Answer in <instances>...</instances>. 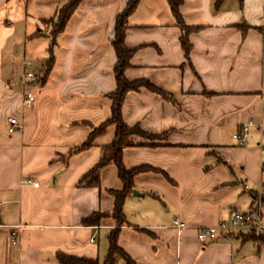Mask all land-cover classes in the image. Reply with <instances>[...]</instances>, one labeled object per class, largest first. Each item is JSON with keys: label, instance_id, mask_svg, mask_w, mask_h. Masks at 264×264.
Returning a JSON list of instances; mask_svg holds the SVG:
<instances>
[{"label": "crops", "instance_id": "1", "mask_svg": "<svg viewBox=\"0 0 264 264\" xmlns=\"http://www.w3.org/2000/svg\"><path fill=\"white\" fill-rule=\"evenodd\" d=\"M68 1L0 0V264H58V252L103 262L117 226L112 216L85 219L113 212L111 191L123 189L118 168H103L100 186L80 184L115 126L90 148L71 151L111 117L112 42L130 0H83L56 36L47 79L33 88L35 104L23 105L28 41L48 42L38 73L50 58L47 23ZM181 14L192 28L189 54L167 0H140L127 19L125 43L134 50L127 79L150 81L170 98L146 87L126 94L125 122L155 138L134 135L124 150L127 169L151 170L135 177L140 194L125 199L118 241L135 264H264V242L250 232L198 237L200 227L235 210L264 217L257 200L264 193L262 131L253 128L242 146L233 138L250 120L264 128V0H182ZM18 35L25 41L12 53ZM14 117L20 127L11 134Z\"/></svg>", "mask_w": 264, "mask_h": 264}, {"label": "trees", "instance_id": "2", "mask_svg": "<svg viewBox=\"0 0 264 264\" xmlns=\"http://www.w3.org/2000/svg\"><path fill=\"white\" fill-rule=\"evenodd\" d=\"M82 1L83 0H69L58 9L56 16L47 23V27L50 30L51 36L53 37L52 45L50 46V58L40 68L38 72L39 77L35 81V85H43L45 83L48 72L54 61L53 49L56 44V36L64 30L68 21ZM167 1L170 4L172 12L182 28V45L186 54H189L191 46L189 43L188 34L192 28L184 25L182 21V0ZM139 2L140 0H130L124 11L120 13L116 19V34L112 44L117 57L114 67L117 88L109 95L112 100L111 117L101 125L94 127L87 140L71 151L72 153H75L90 148L95 144L97 137L105 132V130L110 125L115 126L114 138L112 142L102 147V154L99 162L86 176L82 178L80 184L85 186H100V173L102 169L108 165H115L118 168L119 177L123 182V189L111 191L115 196V207L113 212L111 214L95 213L85 219L86 223L97 224L102 218L112 216L117 221V226L108 235L109 249L103 262L88 257L58 252L56 255L58 264H117L118 261L122 259L125 260L127 264H135V261L120 246L118 238L121 226L126 223V216L123 209L124 202L126 197L135 191V177L140 172L151 170V167L142 165L132 169H127L123 161V154L127 147L134 145L132 136L140 135L152 139L155 138V136L142 130L139 125H128L123 118L122 107L126 94L130 91L139 90L142 87H146L149 90L158 92L163 96L170 98L168 93L161 90L150 81H130L125 75L126 69L131 66V58L134 54V50L128 48L125 43L127 19L135 10ZM257 200L261 205H264V193L259 195ZM250 235L260 242H264V235H257L255 232H250Z\"/></svg>", "mask_w": 264, "mask_h": 264}, {"label": "built area", "instance_id": "3", "mask_svg": "<svg viewBox=\"0 0 264 264\" xmlns=\"http://www.w3.org/2000/svg\"><path fill=\"white\" fill-rule=\"evenodd\" d=\"M31 65L30 61L24 62V75H23V105L25 107H32L36 102V93L34 91L35 81L38 79L39 74L36 71H28V67ZM20 127L19 120L17 118H11L8 124V132L14 133ZM253 128H259L262 131L261 139L259 140V146L264 152V128L262 124L256 123L254 120H250L243 123L239 129L233 134V138L238 145H246L248 139L252 135ZM26 184H30L34 187L39 186L38 181L28 179ZM4 203L0 201V206ZM175 224L179 229H184L185 224L179 219L175 220ZM255 232L257 235H264V217L259 212H242L235 210L231 213L229 219L221 220L218 224L213 226H202L198 230V237L201 241H208L215 238L219 233H232V232ZM13 239L16 241V234L13 233ZM96 234L91 238V242H96Z\"/></svg>", "mask_w": 264, "mask_h": 264}, {"label": "rangeland", "instance_id": "4", "mask_svg": "<svg viewBox=\"0 0 264 264\" xmlns=\"http://www.w3.org/2000/svg\"><path fill=\"white\" fill-rule=\"evenodd\" d=\"M17 38H18L17 43H15L12 38V43H11L12 53L15 52L16 45L25 41V38L24 37L21 38L19 35ZM47 44L48 42L45 37L28 41L26 48V54H27L26 58L31 62V65L28 67V71H37L41 58L46 55L45 52H46ZM24 51L25 49H23V53L21 54V56H18L17 58L19 60V64H22L24 60L25 57ZM22 73L24 75V69Z\"/></svg>", "mask_w": 264, "mask_h": 264}, {"label": "water", "instance_id": "5", "mask_svg": "<svg viewBox=\"0 0 264 264\" xmlns=\"http://www.w3.org/2000/svg\"><path fill=\"white\" fill-rule=\"evenodd\" d=\"M140 193L138 191H134V195H139Z\"/></svg>", "mask_w": 264, "mask_h": 264}]
</instances>
